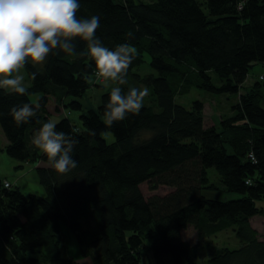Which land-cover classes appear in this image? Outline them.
<instances>
[{
	"label": "trees",
	"instance_id": "1",
	"mask_svg": "<svg viewBox=\"0 0 264 264\" xmlns=\"http://www.w3.org/2000/svg\"><path fill=\"white\" fill-rule=\"evenodd\" d=\"M79 4L78 18H100L96 37L104 46L136 49L127 83L117 87L127 92L143 83L155 104L143 102L138 114L108 126L104 108L111 91L101 94L95 109L86 110L82 101L95 62L59 49L43 64L26 63L25 95L0 89L3 152L21 167L33 164L39 188L28 192L11 180L14 172L1 173L0 264H71L62 249L65 231L92 264H196L200 245L182 234L190 225L200 238L232 228L241 243L208 264H264V241L251 225L252 217L264 218V105L240 95L220 129L204 122L200 102L189 110L176 99L193 85L211 95L240 93L250 70L264 65V0ZM74 44L77 54L86 49L79 38ZM145 62L143 77L138 70ZM258 76L264 82V73ZM58 102L82 113L81 125L64 116L56 127L79 141L71 153L77 166L66 174L48 167L32 143ZM24 103L38 104L37 115L17 124L11 108ZM145 182L174 192L146 198ZM221 192L229 198L213 196Z\"/></svg>",
	"mask_w": 264,
	"mask_h": 264
},
{
	"label": "clouds",
	"instance_id": "2",
	"mask_svg": "<svg viewBox=\"0 0 264 264\" xmlns=\"http://www.w3.org/2000/svg\"><path fill=\"white\" fill-rule=\"evenodd\" d=\"M79 8V0H0V89L25 95L21 70L29 61L33 65L43 64L55 49L68 56H89L99 78L120 85L127 83V70L136 49L128 44L117 45L114 50L104 46L96 37L100 18H78ZM77 38L86 43V49L78 54L74 44ZM36 75L33 72L31 79ZM148 95L147 87H130L127 92L113 87L104 108L105 123L111 126L128 114H138ZM38 107L24 103L12 107L10 115L17 124L27 123L37 115ZM57 124L56 118L43 123L34 132L32 143L46 156L48 167L66 174L77 166L71 153L79 141L56 131Z\"/></svg>",
	"mask_w": 264,
	"mask_h": 264
},
{
	"label": "rangeland",
	"instance_id": "3",
	"mask_svg": "<svg viewBox=\"0 0 264 264\" xmlns=\"http://www.w3.org/2000/svg\"><path fill=\"white\" fill-rule=\"evenodd\" d=\"M146 60H149V57L146 55ZM147 62H145L141 69L138 70L139 73L144 77L148 75L149 68L147 67ZM264 73V66L256 64L250 70L251 76L247 78L246 82L242 85V89L239 94L236 95H211L208 94L205 90H201L195 85L190 88V91L185 94L177 96V102L181 105H184L189 110L193 109V105L196 102H200L203 106V119L208 126L217 125L220 127V120L226 115H231V107L236 101H239L240 95L249 96L251 98L259 99L264 105V82H257L259 74ZM21 74L25 77V86L28 87L30 84L29 77L23 68ZM91 87L88 90L87 94L83 98L84 108L88 110L89 108L95 109L99 103V98L102 93L106 91H111L113 87H117L116 82L106 81L103 78H99L96 74L90 77L89 80ZM147 87L149 90V95L144 98V103L153 105L155 104L154 96L151 92V89L145 84H139L137 88ZM68 102V100L64 101ZM51 118H60L64 115L69 117L72 122L77 125H81L80 111H74L66 107V104L63 102H58V106L54 105L50 107L49 110ZM0 162L3 167L0 168L1 171H8L13 173L14 176L11 180L14 183L20 185L23 189H26L28 192L35 193L38 191V184L35 177V166L33 164H17V168L13 169V166H10L8 159L4 158L3 150L5 149V138L2 131H0ZM108 138H112L108 136ZM17 163V162H16ZM214 171L213 168L210 169ZM32 178H31V177ZM212 176V181L217 182V176L214 172L210 173ZM141 190L143 191L146 198H149L153 195L167 197L170 193L174 192V189L170 186L161 185L157 189L152 190L148 183L141 184ZM215 198L228 199L229 196L221 193H215L213 195ZM264 205V203H262ZM251 225L254 229L258 231L259 238L264 241V218L261 216H254L251 220ZM87 227V225H85ZM90 227V225H89ZM183 237L185 240L200 245L199 247V257L195 261L196 264H208L210 258L214 255L221 254L224 250L237 249L240 247L241 243L238 240L235 231L230 228L228 230L220 231L219 233L209 236L208 238H200L198 231L195 230L193 226H189L183 231ZM63 254L65 257L69 258L71 264H92L88 258L82 257L81 247L79 248L76 243V237L71 231H65L64 239L62 243ZM71 258V259H70Z\"/></svg>",
	"mask_w": 264,
	"mask_h": 264
},
{
	"label": "crops",
	"instance_id": "4",
	"mask_svg": "<svg viewBox=\"0 0 264 264\" xmlns=\"http://www.w3.org/2000/svg\"><path fill=\"white\" fill-rule=\"evenodd\" d=\"M258 64H260V63H258ZM260 65H262V66H264L263 64H260ZM255 67V66H254ZM251 76V74L249 73L248 74V77H250ZM64 116H66V115H64ZM64 116H62V117H64ZM62 117H60V118H62ZM60 118H58L57 120H59ZM49 119H51V117L49 116ZM1 134V133H0ZM5 138V137H4ZM6 140V139H5ZM6 144H7V141H5V146H6ZM2 154H4V158H6V159H8V161L10 162V166H14V165H16L17 163H16V161H14V160H12L11 158H9L4 152L2 153ZM1 167H3V165L1 164V162H0V168ZM6 171V170H5ZM5 171H1L0 170V175H1V173H4ZM31 177V176H30ZM32 178V177H31Z\"/></svg>",
	"mask_w": 264,
	"mask_h": 264
},
{
	"label": "built area",
	"instance_id": "5",
	"mask_svg": "<svg viewBox=\"0 0 264 264\" xmlns=\"http://www.w3.org/2000/svg\"><path fill=\"white\" fill-rule=\"evenodd\" d=\"M264 76H262V79H263Z\"/></svg>",
	"mask_w": 264,
	"mask_h": 264
}]
</instances>
